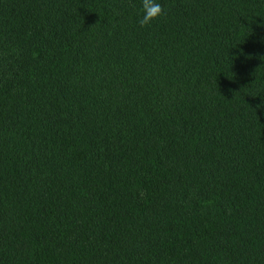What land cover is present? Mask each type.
I'll return each instance as SVG.
<instances>
[{
    "label": "trees",
    "instance_id": "16d2710c",
    "mask_svg": "<svg viewBox=\"0 0 264 264\" xmlns=\"http://www.w3.org/2000/svg\"><path fill=\"white\" fill-rule=\"evenodd\" d=\"M0 0V264H264V0Z\"/></svg>",
    "mask_w": 264,
    "mask_h": 264
},
{
    "label": "clouds",
    "instance_id": "9594fccd",
    "mask_svg": "<svg viewBox=\"0 0 264 264\" xmlns=\"http://www.w3.org/2000/svg\"><path fill=\"white\" fill-rule=\"evenodd\" d=\"M140 9L137 23L142 28L150 25L163 14V8L159 0H141Z\"/></svg>",
    "mask_w": 264,
    "mask_h": 264
}]
</instances>
